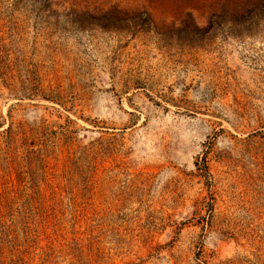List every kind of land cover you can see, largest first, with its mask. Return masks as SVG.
Listing matches in <instances>:
<instances>
[{"label":"rangeland","instance_id":"obj_1","mask_svg":"<svg viewBox=\"0 0 264 264\" xmlns=\"http://www.w3.org/2000/svg\"><path fill=\"white\" fill-rule=\"evenodd\" d=\"M0 264H264V0H0Z\"/></svg>","mask_w":264,"mask_h":264}]
</instances>
